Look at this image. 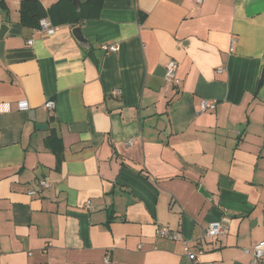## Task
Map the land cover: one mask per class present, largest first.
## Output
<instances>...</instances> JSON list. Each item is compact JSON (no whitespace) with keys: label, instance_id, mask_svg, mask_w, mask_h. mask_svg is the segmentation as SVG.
I'll return each instance as SVG.
<instances>
[{"label":"crops","instance_id":"obj_1","mask_svg":"<svg viewBox=\"0 0 264 264\" xmlns=\"http://www.w3.org/2000/svg\"><path fill=\"white\" fill-rule=\"evenodd\" d=\"M20 2L0 0V264H192L184 240L203 261L251 264L245 249L264 241V0H104L53 34L23 25ZM213 221L229 232L206 238Z\"/></svg>","mask_w":264,"mask_h":264},{"label":"built area","instance_id":"obj_2","mask_svg":"<svg viewBox=\"0 0 264 264\" xmlns=\"http://www.w3.org/2000/svg\"><path fill=\"white\" fill-rule=\"evenodd\" d=\"M204 0H196L197 3H202ZM57 25L53 24V22L47 18L43 17L39 21L38 27H36V30L39 33H45V34H53L57 31ZM28 43L32 44L33 40H29ZM233 43H236V40H233ZM104 49L107 51H117L119 49L118 44H105ZM178 70V62L174 59L170 60L166 64V74L165 79L169 84H174L176 86L180 85L181 79L177 75ZM221 71V70H220ZM120 90H116L115 93H119ZM47 107L50 110H53L55 107V102L53 100H49L47 102ZM217 107V101L216 100H206L204 99L201 102V110L206 111L210 109H215ZM19 108L21 110L28 109V102L26 100L19 102ZM40 185L43 187H48L49 183L46 180H42L40 182ZM30 194L35 195L36 190H31ZM87 205H90V202H87ZM229 232V226L224 221H213L209 224L205 237L206 238H216L219 236H222L224 234H227ZM157 235L160 237H169L174 240H181L180 233L177 231H173L169 225H159L157 227ZM183 249L188 256L189 260L192 262V264H213L210 261H203L200 259V256L197 252L192 250V247L190 243L186 240L183 241ZM245 252L252 255V261L251 264H264V241L258 242L254 244L251 248L245 249ZM107 262H109L107 260Z\"/></svg>","mask_w":264,"mask_h":264},{"label":"trees","instance_id":"obj_3","mask_svg":"<svg viewBox=\"0 0 264 264\" xmlns=\"http://www.w3.org/2000/svg\"><path fill=\"white\" fill-rule=\"evenodd\" d=\"M104 0H88L81 5V10L70 0H57L46 8L41 0H21L20 22L25 26L38 27L43 17H50L53 24H79L83 19L98 16Z\"/></svg>","mask_w":264,"mask_h":264},{"label":"water","instance_id":"obj_4","mask_svg":"<svg viewBox=\"0 0 264 264\" xmlns=\"http://www.w3.org/2000/svg\"><path fill=\"white\" fill-rule=\"evenodd\" d=\"M73 2V4L77 7L78 10L81 9V1L80 0H70ZM7 25L6 24H2L1 26V33H0V40L2 41L1 46L3 47V38H4V33L7 30ZM73 33L75 35V37L79 40V42L86 48L90 47L89 41L88 39L84 36L82 29L80 26H76L73 29ZM264 81V68L261 74V77L259 79V84H261ZM45 125V124H42Z\"/></svg>","mask_w":264,"mask_h":264}]
</instances>
